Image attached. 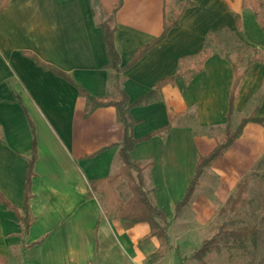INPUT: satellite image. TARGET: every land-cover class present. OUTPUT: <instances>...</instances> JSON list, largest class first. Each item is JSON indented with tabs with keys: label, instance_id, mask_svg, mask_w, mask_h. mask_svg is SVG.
I'll return each mask as SVG.
<instances>
[{
	"label": "crops",
	"instance_id": "obj_1",
	"mask_svg": "<svg viewBox=\"0 0 264 264\" xmlns=\"http://www.w3.org/2000/svg\"><path fill=\"white\" fill-rule=\"evenodd\" d=\"M187 1L195 5L185 10L179 25L122 74L121 86L131 103L176 75L182 57L196 60L207 47L209 32L230 33L234 40L264 51V29L253 10L242 7V0L171 4L181 7ZM164 9L165 0H123L115 16L121 67L162 33ZM236 13L242 18L241 30ZM104 18L95 0H9L0 12V192L20 211L32 128L38 153L29 201L32 224L24 243L16 213L0 201V256L8 264H150L163 244L149 236L148 223L111 217L99 197L89 195L91 180L108 177L121 166L124 128L117 109L100 107L88 114L89 103L74 85L24 54L34 53L66 72L94 97H113L116 72L108 67L100 26ZM246 19L260 35L256 39L247 36ZM215 47L210 45L212 55L193 78L177 76L158 99L130 111L138 139L131 159L145 166L146 189L168 219L194 230L219 215L243 177L258 169L261 177L264 174V124L248 122L205 168L191 201L176 214L199 156L210 153L226 129L234 69ZM254 110L264 116V62H255L239 86L232 128ZM169 124L168 130H161ZM124 184L116 187L119 196ZM131 196L128 189L127 198H120L127 201ZM187 208L191 215L184 219Z\"/></svg>",
	"mask_w": 264,
	"mask_h": 264
},
{
	"label": "trees",
	"instance_id": "obj_2",
	"mask_svg": "<svg viewBox=\"0 0 264 264\" xmlns=\"http://www.w3.org/2000/svg\"><path fill=\"white\" fill-rule=\"evenodd\" d=\"M100 3L103 8L105 18L100 23L103 28L105 41L107 46V52L109 55L108 67L115 70V83L114 91L115 96H107L104 98H97L91 95L81 84L74 80L72 76L62 71L61 69L43 61L38 55L31 52H24L25 55L35 60L38 66H42L44 69L53 72L55 75L65 79L72 85H74L79 94L85 97L89 103L88 114L92 113L94 110L100 107L114 106L117 109L118 120L123 125L124 134L123 139L119 143V159L121 166L119 170L108 177L94 179L90 181L91 192L90 196L96 194L99 199L103 202L107 214L111 217L121 220H127L133 223L146 222L150 225L151 230L149 236H154L159 238L162 243L169 249L176 248L179 251V246L172 242L170 227L171 223L166 215V213L159 208L152 200L150 192L145 187L144 171L145 166L133 161L131 159V151L133 150L135 144L138 142L133 135V127L137 123L130 114L131 109L134 106L143 105L150 103L161 96V92L164 86L173 83L177 76H185L188 79L193 78L197 73H199L204 63L212 55L213 51L210 45L217 44V33L209 32L207 39V47L203 49L201 53L197 56L196 60H192L191 57H182L180 59V70L176 75L172 77L165 78L157 83L154 88L144 95H142L134 103L130 102V98L125 90L121 86L122 74L133 67L148 51L160 44L166 39L169 31L179 25V21L183 13L188 7L195 5L192 1L185 2L181 7L172 6L171 2L173 0H165L164 9V26L162 33L150 41L149 43L141 46L133 55L131 61L125 66L121 67V57L115 45V33H116V23L115 16L118 10L123 4V0H95ZM9 0L0 1V12L6 7ZM243 8H251L255 14V18L259 22L260 26L264 29V0H242ZM237 27L239 30L242 29L243 23L242 18L239 13L235 14ZM234 46V51L230 48H222L220 53L227 58L234 69V79L230 90V107L227 113V124L225 133L221 140L217 142L215 148L206 155H200L195 170V174L189 180V185L183 196V198L176 204L175 210L178 214L183 207H185L190 201L195 192L196 187L200 183L201 176L203 175L205 168L217 157L221 156L225 150L233 144V142L241 134L243 127L248 122H257L264 124V116L259 117L257 110H254L249 116L241 119L237 128L233 129L231 125V119L234 112L235 102L238 97L239 86L249 71L250 67L255 62H264V51L261 49L251 48L244 41L236 39ZM170 124L161 130H168ZM33 131V144L31 156L28 159V172L26 179V195L25 202L20 211L15 205H13L6 197L0 192V201L5 204L9 209L13 210L22 226L21 238L24 243L25 236L29 233L32 224V215L29 208V201L32 197L31 185L34 176V167L38 158L37 153V142L35 137L34 128ZM152 136L149 135L145 137L148 139ZM0 140L3 141V132L0 129ZM264 163L262 159L260 165ZM264 178V174L262 175ZM252 180V174L246 175L241 179L237 185V191L232 195L225 207L221 209V212H238L243 209L246 205L250 204V199L248 196L249 185ZM125 182L128 189L131 191L132 196L124 201L120 198L116 191V187L119 183ZM256 232L257 227L247 226L240 227L237 229H227L225 224L220 225L218 233L209 238L205 239L202 245L196 249L193 253V258L198 260H203L205 255L209 253L213 246H218V237L220 235L231 236L235 239L233 242L236 246L242 248L245 247V238L252 237L253 242H256ZM226 244L228 245V239ZM163 248H159L156 252L152 254V259H157L163 255ZM178 254V264H186L187 257H183L180 252ZM0 264H8L7 258L5 256H0Z\"/></svg>",
	"mask_w": 264,
	"mask_h": 264
},
{
	"label": "rangeland",
	"instance_id": "obj_3",
	"mask_svg": "<svg viewBox=\"0 0 264 264\" xmlns=\"http://www.w3.org/2000/svg\"><path fill=\"white\" fill-rule=\"evenodd\" d=\"M246 34L249 37L256 39L258 33L252 26V23L246 19ZM235 40L230 33L223 32L217 34V44L215 48H230L234 51ZM241 118L242 115H239ZM259 170V169H258ZM258 170L252 173V180L249 185L248 196L250 204L246 205L238 212H219V215L212 220L208 226L196 228L191 225L175 221L173 217L169 219L171 223L170 233L172 242L179 246L180 254L187 257L186 264H264V180L260 176ZM125 183L120 191V197L127 198L128 188ZM191 215V208H187L184 219ZM185 222V220H183ZM225 224L227 229H237L255 225L257 227L256 242H253L252 237L245 238V247L236 246L231 239V236L220 235L218 246H213L209 253L205 255L203 260L193 258V253L198 249L205 239L215 236L220 225ZM228 239V245L226 244ZM160 240H153V248L157 246ZM150 248V245H147ZM164 252L162 257L150 259V264H178V252L176 248L169 249L164 244H161Z\"/></svg>",
	"mask_w": 264,
	"mask_h": 264
}]
</instances>
